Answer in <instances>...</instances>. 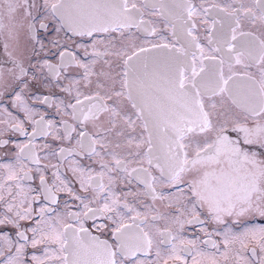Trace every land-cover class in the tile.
I'll return each instance as SVG.
<instances>
[{"label":"snow or ice","instance_id":"6c2138e0","mask_svg":"<svg viewBox=\"0 0 264 264\" xmlns=\"http://www.w3.org/2000/svg\"><path fill=\"white\" fill-rule=\"evenodd\" d=\"M41 8L43 14L34 15L33 9ZM197 17L206 43L195 34ZM49 20L56 35L47 39L48 50H56L52 54H58L59 63L43 59L33 64L29 46L37 56V45L41 51L46 47L36 36V22L48 32ZM159 20L169 35L161 34ZM5 30L13 51L6 42L4 52L17 83H5L0 72V87L12 88L13 106L23 111L24 119L12 117L0 124L29 140L14 144L15 164H0V192L6 190L10 197L0 194L5 204L0 264H264V225L241 233L225 227L215 233L220 242L184 235L186 225H204L202 214L218 225H226V218L234 224L245 217L264 220V0L237 7H197L191 0H42L39 5L35 0H0V32ZM74 37L91 38L92 52ZM73 48L91 58L81 59ZM73 66L83 70L81 78L61 86ZM45 68V87L75 92V103L55 102L57 112L73 123L62 118L58 128L43 115L34 119L23 92L29 80L40 82ZM34 99L53 103L49 95ZM137 127L138 137L128 133ZM37 135L75 140L73 147H60L53 156L99 158L98 172L75 160L70 164L80 191L89 195L73 191L59 164L51 165L55 171L49 182V166H40L32 143ZM9 143L0 139V148ZM133 148L128 152L133 159L118 151ZM132 163L138 167L130 168ZM28 164L36 165L35 188L23 183L33 179ZM121 173L129 185L135 180L143 190L117 193L114 185ZM61 192L79 201L78 211L61 213L49 206L59 207ZM129 196L146 210L130 204ZM157 201L164 211L156 208ZM37 202L38 209L33 207ZM88 221L93 222L90 227ZM201 243L214 251H205ZM29 248L35 251L29 254Z\"/></svg>","mask_w":264,"mask_h":264},{"label":"flooded vegetation","instance_id":"af4514ba","mask_svg":"<svg viewBox=\"0 0 264 264\" xmlns=\"http://www.w3.org/2000/svg\"><path fill=\"white\" fill-rule=\"evenodd\" d=\"M20 2L22 3L23 0H20ZM31 2V0H30ZM35 2L39 5L42 3V0H35ZM137 2L139 3L140 0H137ZM191 2L196 5L197 7L200 6L201 3H204L205 6H210L212 4H219L221 7H226V6H232V7H237L240 3H245V4H249L251 3V0H191ZM33 13L34 15H42L43 14V9L41 8L39 10V12H37L36 9H33ZM146 19H153L156 20V18L154 17H145ZM18 19H23L22 17H18ZM197 27H198V31L195 33L196 35H199L201 38V41L206 43V41H204V36L205 33L203 31V25L200 24V18L197 17ZM5 24L8 23L7 19L5 18L3 21ZM45 23L49 24V31L45 32L44 30H40L39 29V22H36V36L38 39L44 41L46 47L44 50H40L39 46L37 45V51L39 52V55H32L31 53V46H29V53H28V57L31 60V63L33 64H37L38 62H42L43 59H48L51 61V63L53 64H57L59 63V57L58 54L53 55L52 53H55L56 50L52 49L51 52H49L48 48L49 46L47 45V39L50 38L51 36L56 35L53 31V23L49 20V21H45ZM159 28L161 29V34L162 35H169L167 30L164 27V23L162 20L157 21ZM242 24H244V30H248L250 25H248L247 21H243L242 20ZM64 33L61 32L59 34L60 37H64ZM69 36L71 35V33L68 34ZM97 38H100L99 35ZM75 40V42L77 43H83L86 45H89L88 51L89 53L92 52V49L90 47L91 45V38L88 37H74L73 38ZM169 39H171V37L169 36ZM8 42L10 47H9V51H13V47H12V42L10 40L7 39V35H6V30L4 32H0V72L3 73V81L9 85H15V83H17L13 78H12V74L9 72V69L12 68V64L7 56V54L4 52V44ZM63 42V41H62ZM69 44L72 43V41H68ZM70 50H74L77 52V55L80 56L81 59L84 60H88L91 57H85L84 56V52L83 49H70ZM99 50L103 51V45L99 46ZM103 64V61H99L98 64L96 65V70L99 71L100 70V66ZM25 68H29V64L27 63V61L24 64ZM18 72V70H17ZM83 70L76 68L75 66L71 67L68 69V72L66 73L68 79H62L61 80V86L64 85H68L70 80L73 79H80L82 76ZM32 75V71L29 70V77ZM48 76V72L47 69L45 68L43 71V75L40 76V82L37 81H31L29 80V84L30 87L25 89L23 92V96L24 99L26 101V103L29 105L30 108H32L34 110V119H39L41 115H43L45 117L46 120H53L56 122L57 127H60V121L63 118L64 120H68L69 123H73V121L70 119L69 116H61L60 113L57 112L56 106H55V102H59L61 100L64 101L65 104L68 103H75V92H73L71 95H69L66 92H61L59 87H54V86H49V87H45L44 84L47 82L45 80V77ZM25 79H28V77H25ZM48 79H51L52 81V85H55L56 81L51 78L48 77ZM93 81H95L96 77H92ZM17 91H19V88L16 89ZM81 91L88 93L90 90L89 89H85L83 87H81L80 89ZM0 93H3L2 95H0V121L2 120H8L11 121L12 117H18L19 119L23 120L24 119V113L23 111L18 108L13 106V92H12V88L8 87V88H3L0 87ZM49 95L51 96V99L53 101V103L51 104V106L49 104H42L39 101L35 100L34 97L35 96H40L41 99L46 96ZM6 110V111H5ZM68 111H71L70 109ZM8 113H11V116L8 115ZM24 127L26 128V130L31 133L32 132V126L31 124H29L28 122H25ZM0 130H3V135L0 136V139H8L10 140V143L8 145H6L4 148H0V164H6V163H13L15 164V152L16 149L14 147V144L16 143H27L29 140L28 136H22L19 132H15L12 131L10 129L7 128V126L5 124H0ZM61 131H63L61 129ZM128 133H130L133 136H139L141 129L139 127H137L135 132H131V130H127ZM73 135L75 136V133H73ZM32 143L35 145V152L36 154L41 158L40 159V166L43 167L44 165H48L49 167L45 169V174L49 180V182L51 183L53 177H52V173L53 171H55V169H53L51 167V165L54 164H59L60 165V174L63 178H65L68 182H69V186L72 187L73 191H75L78 195L81 196H86L89 195L88 193H84L82 191H80V186H79V182L77 181V179L73 176V173L70 170V164L71 161H78L79 164H81L82 166H88L91 165L97 172L100 171V167L99 164L96 163V161L99 159L98 157H94V158H88L86 156H76V155H72V156H67V154H65L67 156V159H64L62 157H60L59 155L53 156L51 155V152L56 151L57 153L59 152V148L60 147H64V148H71L75 145V140H72L71 142L69 141H61V140H54L53 137L51 135H37L35 137V139L32 141ZM45 145H49V147L45 148ZM133 149H121L118 150L121 152L122 155H124L126 158L128 159H133V157L128 156V152L129 151H133ZM106 160L111 161L110 157H105ZM25 163H28L27 161H25ZM28 166L30 168L33 169V179L32 180H26L24 181V186H31L33 188L37 187L39 184V177L38 175L35 173V168L36 165L34 164H28ZM129 167H138V165L136 163H132L131 165H129ZM144 167H147V164L144 165ZM3 170L0 169V176H2ZM154 174H156L154 172ZM121 179H123V182H121ZM181 187H184L183 185H181ZM129 189L133 190V191H142V186L138 187L137 183L135 180H132L131 185H129L127 183V180L124 179V174H119V178L116 182V184L114 185V190L117 193H121V192H127ZM15 191V188L13 189ZM160 189L158 188V191ZM175 191V190H173ZM0 194H3L5 199H10V197H8V193L6 190L0 192ZM59 196V207L55 206V205H49L50 207H55L57 212H65L67 210L70 211H78V205H79V201H75L74 199H72L67 192H61L58 194ZM141 199L145 200L146 204H150L151 201L147 198L141 197ZM128 201L130 204H133L135 207H137L140 211H145L146 209L140 205L139 203H137L135 201V199L132 196L128 197ZM65 203L68 204V209H65ZM34 208L38 209L40 207V204L37 202L33 205ZM156 208L160 209L161 211H164L163 206L161 205V203L159 201H157L156 203ZM5 211V204L3 201H0V213H3ZM201 219H203L205 221L204 225L201 226L199 224L196 225H186L185 226V231H184V235L187 238H195L196 236H199L201 241L207 240V239H211L217 242H220L222 240V237L219 235H216V232H223L225 227L230 228L232 230L233 233H241L244 230L241 229V226L243 225H251V227H257L260 225H264V220L260 219L259 217L256 218H250V217H245V218H241V222L234 224L232 222L233 218H226V225H218L216 224L214 221H211L210 218H208L206 216V214H202ZM24 223H31V222H24ZM92 221H88L86 222V226L90 227L92 225ZM97 223H99V221H97ZM164 222L161 221L160 225L163 226ZM203 228H205L207 230L208 233H211V236H206L205 233L201 230ZM5 231H8L10 233V235L12 236L13 240L16 239L15 237V232L14 230H11L10 228L5 229ZM29 235H31V233H29ZM201 248L204 249L205 251L211 252L214 251V249L211 248L210 245H204L203 243H201ZM42 247V246H41ZM236 247H239V245H237ZM223 250V246L221 244V251ZM32 251H35L31 248L28 249L29 254H31ZM257 252H259V249H257ZM37 254H42L40 252H38ZM245 255L249 256V258L251 259V253H245ZM2 259V258H0ZM223 264V262H222Z\"/></svg>","mask_w":264,"mask_h":264},{"label":"rangeland","instance_id":"374dc122","mask_svg":"<svg viewBox=\"0 0 264 264\" xmlns=\"http://www.w3.org/2000/svg\"><path fill=\"white\" fill-rule=\"evenodd\" d=\"M248 227H251V225H243V226H241V229H245V228H248Z\"/></svg>","mask_w":264,"mask_h":264}]
</instances>
